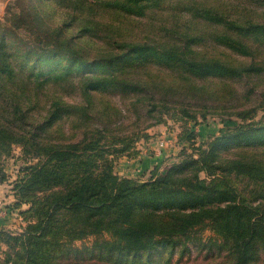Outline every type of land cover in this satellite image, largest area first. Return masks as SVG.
I'll return each instance as SVG.
<instances>
[{
  "label": "trees",
  "instance_id": "1",
  "mask_svg": "<svg viewBox=\"0 0 264 264\" xmlns=\"http://www.w3.org/2000/svg\"><path fill=\"white\" fill-rule=\"evenodd\" d=\"M29 1L8 0L0 17V160L18 145L24 158L36 161L13 182L14 206L27 225L19 236L0 232L7 248L0 264H57L88 234H110L107 248L139 251L179 244L206 228L229 243L228 264L264 256V203L251 205L264 197V162L245 161L246 147L239 146L244 155L230 169L262 168L255 200L222 176L197 177L213 174V148L145 183L118 179L108 158L166 115L205 119L214 110L245 120L264 110V0H199L184 26L169 18L144 40L104 34L91 61L87 51L69 45L63 24L48 26ZM142 1L106 4L140 8ZM91 3L84 7L95 12L99 3ZM32 58L30 70L21 66ZM54 58V72L34 73L39 62ZM221 134L212 144L250 140L264 134V123L225 127ZM253 146L263 151L264 141Z\"/></svg>",
  "mask_w": 264,
  "mask_h": 264
},
{
  "label": "rangeland",
  "instance_id": "2",
  "mask_svg": "<svg viewBox=\"0 0 264 264\" xmlns=\"http://www.w3.org/2000/svg\"><path fill=\"white\" fill-rule=\"evenodd\" d=\"M108 1L30 0L29 6L34 7L37 14L45 18L48 26L55 27L63 24V34L69 40V45L75 50L87 51L88 55L85 59L91 61L101 51L102 45H98V42L103 43V40L99 38L104 34L110 36L113 32V36L119 41L144 40L150 28L168 26L169 18L170 21L176 20V24L184 26L182 19L191 12L190 9L195 5L194 2L199 0H143L140 8L126 3L120 5L118 9L108 6L106 4ZM86 2H92L93 5L96 4L95 2L99 3L94 6L95 12H90L87 6L84 7ZM139 10L142 12L140 15ZM76 15H83L82 19L69 18V16ZM3 16L0 15V17ZM92 26H96L97 30L89 31ZM32 61L33 58L29 62L21 63V66L30 70L34 65ZM58 61L54 58L48 63L39 62V67L34 69V73L41 75L52 73L57 68ZM60 63L65 62L60 61ZM234 110L236 109L229 112H238ZM229 112L223 114H229ZM221 113L213 110L206 114L205 119L200 116L195 119L163 116L158 124L144 132L145 137L130 143L125 152L108 156L113 175L118 179L145 183L153 179L155 175L163 174L172 165L180 163L186 156L191 155L197 158L202 150L213 148L216 155L214 161L216 168L213 174L208 176L200 171L197 177L209 182L210 179H219L222 176L237 184L246 196L255 200L256 197L252 190L260 184V181L256 180L261 179L262 168L254 165L249 173H245L242 170L230 169V166L233 160L244 155L239 146L246 147L243 148L244 152H249L245 161L264 162V150L251 151V148L258 147L253 144L264 141V134H258L250 140L227 139L215 145L212 142L221 137V130L225 127L259 121L264 123V118H262L264 110L258 109L254 117L245 120L227 118ZM115 147L121 148V145L117 144ZM238 154L240 155L237 156ZM28 161L18 145L12 146L10 154L3 156L0 160V168L4 172V180L0 183V232H5L10 236H19L27 225L19 214V210L14 206L15 198L12 187L19 172L27 165L36 163V161ZM258 201L264 203V197L251 202V205H257ZM26 208L22 206L20 209L27 210ZM110 237V234H88L82 239L75 240L69 246L78 251L62 253L61 258L56 259V262L57 264L68 262L72 264H228L231 259L229 243H224L220 236L208 228L190 240L181 239L179 244L156 245L151 249L139 251L107 248L103 245V241H109ZM6 249L1 241L0 262L5 259ZM251 264H264L263 254H258Z\"/></svg>",
  "mask_w": 264,
  "mask_h": 264
},
{
  "label": "crops",
  "instance_id": "3",
  "mask_svg": "<svg viewBox=\"0 0 264 264\" xmlns=\"http://www.w3.org/2000/svg\"><path fill=\"white\" fill-rule=\"evenodd\" d=\"M8 0H0V15L4 12Z\"/></svg>",
  "mask_w": 264,
  "mask_h": 264
}]
</instances>
